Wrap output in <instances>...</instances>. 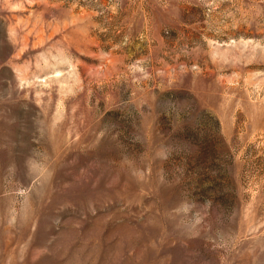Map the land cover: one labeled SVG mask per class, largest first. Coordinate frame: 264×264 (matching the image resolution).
Returning a JSON list of instances; mask_svg holds the SVG:
<instances>
[{"label":"rangeland","instance_id":"374dc122","mask_svg":"<svg viewBox=\"0 0 264 264\" xmlns=\"http://www.w3.org/2000/svg\"><path fill=\"white\" fill-rule=\"evenodd\" d=\"M0 264H264V0H0Z\"/></svg>","mask_w":264,"mask_h":264}]
</instances>
